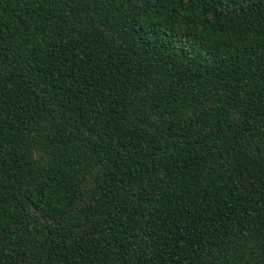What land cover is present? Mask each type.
Segmentation results:
<instances>
[{
  "label": "trees",
  "instance_id": "1",
  "mask_svg": "<svg viewBox=\"0 0 264 264\" xmlns=\"http://www.w3.org/2000/svg\"><path fill=\"white\" fill-rule=\"evenodd\" d=\"M0 264H264V0H0Z\"/></svg>",
  "mask_w": 264,
  "mask_h": 264
}]
</instances>
